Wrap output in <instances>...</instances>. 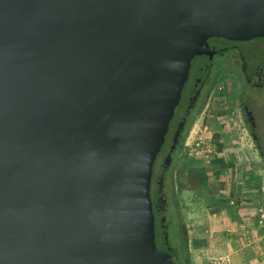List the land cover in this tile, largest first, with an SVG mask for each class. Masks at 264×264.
Listing matches in <instances>:
<instances>
[{"label":"water","instance_id":"1","mask_svg":"<svg viewBox=\"0 0 264 264\" xmlns=\"http://www.w3.org/2000/svg\"><path fill=\"white\" fill-rule=\"evenodd\" d=\"M211 36L264 0H0V264H176L154 165Z\"/></svg>","mask_w":264,"mask_h":264},{"label":"crops","instance_id":"2","mask_svg":"<svg viewBox=\"0 0 264 264\" xmlns=\"http://www.w3.org/2000/svg\"><path fill=\"white\" fill-rule=\"evenodd\" d=\"M226 165L211 157L181 160L189 250L229 264H264V175L249 164L240 181Z\"/></svg>","mask_w":264,"mask_h":264},{"label":"flooded vegetation","instance_id":"3","mask_svg":"<svg viewBox=\"0 0 264 264\" xmlns=\"http://www.w3.org/2000/svg\"><path fill=\"white\" fill-rule=\"evenodd\" d=\"M224 80H230L229 86H239L240 90L236 94L239 116L250 133L252 127L257 130V109L248 101V97H252L254 105L257 106L264 100H260L264 96L263 36L250 39L211 36L204 44V51L192 59L180 102L154 165L151 188L152 198L156 197L157 244L173 256L176 264L190 263L183 251L178 254L169 244L162 242L161 234L165 233L168 225L164 215L167 207L166 195L160 186L163 188L170 175L172 162L184 144L183 139L191 121L203 112ZM254 143L264 164V146L261 139L258 141L260 146L257 142Z\"/></svg>","mask_w":264,"mask_h":264},{"label":"rangeland","instance_id":"4","mask_svg":"<svg viewBox=\"0 0 264 264\" xmlns=\"http://www.w3.org/2000/svg\"><path fill=\"white\" fill-rule=\"evenodd\" d=\"M229 82L230 80H224L220 83L221 88L216 90L203 112L194 119L182 148L172 162L170 175L163 184L167 200L164 213L168 225L166 244H169L173 251L178 254L183 251L192 263L197 261L196 264H212L216 258H205L203 250L197 252L189 250L186 209L180 196L179 166L181 160L187 156L198 159L203 157L210 159L211 157L216 161L226 159L227 168L236 171V173L234 172L235 176H238L240 181L243 177V171H246L244 166L249 164L256 167L257 174L264 175V164L256 149L252 135L239 116L236 94L240 88L239 86H229ZM263 99L264 96L260 100ZM248 101L257 109L256 131L264 146V100L260 106L254 105L252 97H248ZM193 150L194 154H192ZM159 245H162L161 242H159ZM200 258H203V262L199 260Z\"/></svg>","mask_w":264,"mask_h":264},{"label":"trees","instance_id":"5","mask_svg":"<svg viewBox=\"0 0 264 264\" xmlns=\"http://www.w3.org/2000/svg\"><path fill=\"white\" fill-rule=\"evenodd\" d=\"M193 121H194V120L191 121V123H190V125H189V127H188V129H187V132H186V134H185V136H184L183 142L185 141V138H186V136H187V134H188L189 128H190L191 124L193 123ZM183 142H182V143H183ZM153 201H154V204H155V203H156V197H155V196L153 197ZM155 209H156V206H155ZM156 212H157V211H156ZM166 231H167V230H165V232H166ZM164 237H165V233H162V234H161L162 242H163V244H166V239H165ZM182 248H183V247H182ZM186 248H187V246H186ZM188 261H189L190 264H195V263H192V262L190 261V259H188Z\"/></svg>","mask_w":264,"mask_h":264},{"label":"built area","instance_id":"6","mask_svg":"<svg viewBox=\"0 0 264 264\" xmlns=\"http://www.w3.org/2000/svg\"><path fill=\"white\" fill-rule=\"evenodd\" d=\"M212 264H229L226 259H216Z\"/></svg>","mask_w":264,"mask_h":264}]
</instances>
